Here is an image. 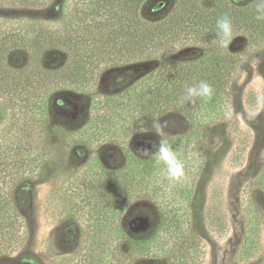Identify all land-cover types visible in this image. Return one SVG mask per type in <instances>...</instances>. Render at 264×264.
<instances>
[{
	"label": "trees",
	"instance_id": "obj_1",
	"mask_svg": "<svg viewBox=\"0 0 264 264\" xmlns=\"http://www.w3.org/2000/svg\"><path fill=\"white\" fill-rule=\"evenodd\" d=\"M18 1L45 5L50 0ZM260 4L261 0H64L56 26L21 20L15 29L0 30V101L37 97L44 114L51 95L87 91L102 74L124 70L129 63L153 58L163 62L141 77L125 69L119 76L124 90L104 99V111L102 100L94 104V127L90 134L85 132V142L114 140L125 159L115 173L117 179L105 186L102 207H89V241L83 263L76 264H132L138 258L163 264L199 262L202 249L191 228L190 201L206 163L205 135L231 112L230 87L243 63L231 44L241 39L248 50H264V19H257L264 16L258 11ZM222 15L233 26L231 35L223 38L216 27ZM176 51L181 55L174 58ZM200 81L211 84L213 94L195 97V105L189 107L187 88ZM56 97V109H66L64 98ZM173 110L185 112L191 124L188 135L165 140L184 165L179 179L171 178L156 157L133 154L128 148L132 133L151 129L157 115ZM38 159L39 165L46 161L43 154ZM251 185L264 194V152ZM138 197L152 201L157 220L149 231L132 234L120 217ZM5 204L0 231L11 249L18 215L10 198ZM243 217L241 248L246 250L258 221L251 196L245 198Z\"/></svg>",
	"mask_w": 264,
	"mask_h": 264
},
{
	"label": "rangeland",
	"instance_id": "obj_2",
	"mask_svg": "<svg viewBox=\"0 0 264 264\" xmlns=\"http://www.w3.org/2000/svg\"><path fill=\"white\" fill-rule=\"evenodd\" d=\"M63 1L18 5V0H0V30L15 29L21 20L56 26L62 20ZM231 49L243 56L230 87L231 112L205 135L206 163L190 201L191 228L202 249L197 264H264V194L251 185L264 152V50H248L241 39ZM180 55L176 51L173 57ZM162 63L153 58L124 68L141 77ZM124 70L102 74L82 93L51 95L45 114L37 97L0 101V212L10 198L18 215L11 249L0 231V264L83 263L89 207H102L105 186L117 179L115 173L125 159L114 140L85 142V132L90 134L94 127L90 124L97 113L94 104L102 100L104 111V99L126 87L119 85ZM55 96L64 98L66 109H56ZM157 118L165 123L166 135L157 136L154 127L132 133L128 148L133 154L149 148L154 152L159 140L191 131L185 112L167 111ZM42 154L46 161L39 165ZM248 196L258 208V221L242 250L243 204ZM21 198L23 202L18 201ZM122 211L121 222L132 234L149 231L157 220L147 197L132 198ZM132 264L163 262L138 258Z\"/></svg>",
	"mask_w": 264,
	"mask_h": 264
},
{
	"label": "clouds",
	"instance_id": "obj_3",
	"mask_svg": "<svg viewBox=\"0 0 264 264\" xmlns=\"http://www.w3.org/2000/svg\"><path fill=\"white\" fill-rule=\"evenodd\" d=\"M238 2V0H236ZM258 11H264V0H261V4L258 7ZM257 19H264V16H257ZM217 35L219 37H228L232 32V21L227 15H222L216 21ZM213 87L207 81H200L197 86L187 88L186 99L189 102L194 103L195 97H211L213 94ZM156 130V135H166L165 123H161L160 119L157 118L153 125ZM144 156H154L156 157V162H163L166 165L167 174L173 179H179L184 175V165L178 159L176 153L173 151L172 147L165 140H159L156 145V151L152 152L151 149L142 150Z\"/></svg>",
	"mask_w": 264,
	"mask_h": 264
}]
</instances>
